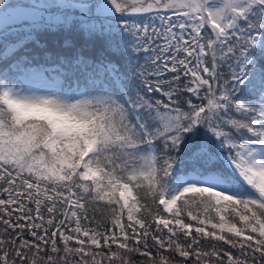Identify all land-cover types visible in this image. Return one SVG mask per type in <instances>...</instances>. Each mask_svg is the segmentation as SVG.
<instances>
[{"label":"snow or ice","instance_id":"obj_1","mask_svg":"<svg viewBox=\"0 0 264 264\" xmlns=\"http://www.w3.org/2000/svg\"><path fill=\"white\" fill-rule=\"evenodd\" d=\"M0 264H264V0H0Z\"/></svg>","mask_w":264,"mask_h":264}]
</instances>
